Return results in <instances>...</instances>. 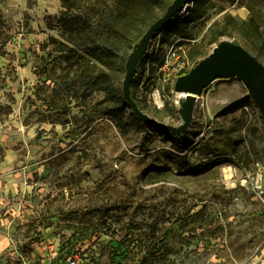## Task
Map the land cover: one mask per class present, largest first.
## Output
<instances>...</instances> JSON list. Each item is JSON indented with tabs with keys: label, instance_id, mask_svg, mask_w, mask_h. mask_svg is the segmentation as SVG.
<instances>
[{
	"label": "rangeland",
	"instance_id": "1",
	"mask_svg": "<svg viewBox=\"0 0 264 264\" xmlns=\"http://www.w3.org/2000/svg\"><path fill=\"white\" fill-rule=\"evenodd\" d=\"M102 5L0 0V264H264V116L248 88L215 81L186 134L143 121L123 96L135 44L100 56L98 37L70 28L75 16L96 26ZM187 6L132 82L141 109L175 126L169 78L218 43L264 63V0Z\"/></svg>",
	"mask_w": 264,
	"mask_h": 264
},
{
	"label": "water",
	"instance_id": "2",
	"mask_svg": "<svg viewBox=\"0 0 264 264\" xmlns=\"http://www.w3.org/2000/svg\"><path fill=\"white\" fill-rule=\"evenodd\" d=\"M189 0H174L167 12L150 25L131 51L127 64V74L124 79L123 96L130 107L143 121L156 127L166 129L174 135L186 134L194 118L195 107L204 91L218 79L239 78L248 88L247 98H253L264 116V63L241 44L223 40L218 43L209 55L199 61L188 73L180 75L175 84V92L182 94L180 112L183 122L171 125L159 121L149 113L144 112L132 96V82L135 79L138 66L145 58L152 42L165 25L188 11Z\"/></svg>",
	"mask_w": 264,
	"mask_h": 264
},
{
	"label": "trees",
	"instance_id": "3",
	"mask_svg": "<svg viewBox=\"0 0 264 264\" xmlns=\"http://www.w3.org/2000/svg\"><path fill=\"white\" fill-rule=\"evenodd\" d=\"M171 1L172 0H103V9L100 12L101 15L99 16L96 26L91 18L81 20L80 17L75 16L72 20L70 19V21H72L70 28L72 31L80 30L89 35L93 33L95 37L99 38L98 41H101L100 45L96 46L95 51L98 52L100 56L108 55L107 51L111 50L110 48L112 45H114V47L116 46L118 43L116 41L127 40L130 48L139 42L141 37L145 34L141 35L138 31L140 23L144 25V23L155 18L158 12L156 11L157 8H168L172 4ZM66 20L68 19L65 18V21ZM155 21L151 22V24ZM104 42L105 44H103Z\"/></svg>",
	"mask_w": 264,
	"mask_h": 264
},
{
	"label": "built area",
	"instance_id": "4",
	"mask_svg": "<svg viewBox=\"0 0 264 264\" xmlns=\"http://www.w3.org/2000/svg\"><path fill=\"white\" fill-rule=\"evenodd\" d=\"M180 75H176L175 78H169L170 82L173 84V91L175 92L174 88H175V82L177 80V78L179 77ZM177 93V92H176ZM156 97V95H155ZM158 97L162 100V106H164V99L162 98L161 94L159 93L158 94ZM178 97V103H179V100L181 99V96L179 93H177V96ZM157 99V98H156ZM160 103V104H161ZM159 104V102H158ZM45 264H81V259L79 257V254L78 253H73L71 255H68V254H65L64 256H59V257H52L51 259H49V261H47Z\"/></svg>",
	"mask_w": 264,
	"mask_h": 264
},
{
	"label": "bare ground",
	"instance_id": "5",
	"mask_svg": "<svg viewBox=\"0 0 264 264\" xmlns=\"http://www.w3.org/2000/svg\"><path fill=\"white\" fill-rule=\"evenodd\" d=\"M180 96H182V94H180ZM155 98H157V101H158L159 103L162 102V100L158 97V94H156V97H155ZM228 176H229V178H231V177H232V174H228Z\"/></svg>",
	"mask_w": 264,
	"mask_h": 264
}]
</instances>
